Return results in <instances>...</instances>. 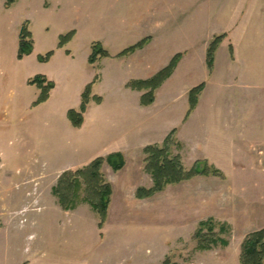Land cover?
I'll list each match as a JSON object with an SVG mask.
<instances>
[{"label":"rangeland","instance_id":"374dc122","mask_svg":"<svg viewBox=\"0 0 264 264\" xmlns=\"http://www.w3.org/2000/svg\"><path fill=\"white\" fill-rule=\"evenodd\" d=\"M162 1H166L165 7L161 4L156 7L145 5ZM172 1H176L177 6H171ZM4 2L0 0V83L8 87L14 85L15 93H23V70L18 63L15 46L25 21L28 22L33 48L37 53L36 64H30L29 68L37 75L58 78V69H62L63 64L68 69L67 61L64 63L55 58L50 62H40L38 57L49 51L56 53L60 35L71 30L75 31V35L69 43L72 54L69 78L65 84L57 86L53 100L45 106L32 104L28 109L0 111V261L9 258L15 264L24 261L30 264H64V258L68 257L72 259L69 264H72L86 257L87 264H240L244 238L264 228L262 53L256 54V59L251 60L257 63L259 70L256 86L240 85V78L235 81L233 76L235 70L226 79L224 93L231 94L237 87L248 95L245 109L249 115L248 129L251 130L237 144L236 159L240 165L233 166L231 172H227V183L226 179L222 181L223 177L197 175L190 180L169 184L148 198L138 199L135 192L139 187L149 188L146 185L150 183L152 186L150 175L144 172L140 176L131 167L118 174L104 163L101 173L111 185L112 194L101 230L98 229L99 214L88 202L79 203L74 210L64 211L52 193V187L57 184L62 173L84 168L96 158H92L87 151L90 144H96V135L99 138L102 136L96 131L99 120L94 110L90 111L87 118L83 117L82 125L86 119L83 128L82 125L73 127L67 117L68 110L78 109L80 105L82 77L91 73L86 53L88 50L91 53L92 44L101 43L110 55L106 58H121L115 55L142 39H151V36H127L124 33L136 34L140 29L144 31V25L152 24L148 19H152L153 13L158 11L162 12L161 20L167 27L176 20L180 21L178 17L182 15L184 30L192 32L189 39L192 36L191 40L197 48L185 45L173 54L148 53L120 66V77L127 78L129 83L143 80L145 74L154 72L153 68H143L145 59L151 65L163 66L148 77L151 79L166 68L175 55L181 54L176 67L165 80L172 77L165 85L166 91L159 88L165 81L154 90L157 106L153 109L155 115L152 117L160 122L165 115L172 113L171 105L180 106L183 102L181 98L186 94L184 90L191 85L195 87L204 83L205 88L208 82L207 93H222V90H218L220 83H216L215 79L210 82L208 78L214 69L215 53L226 37L228 43L225 53L219 51L217 54V75L221 76L228 56L238 64L240 54L238 47L237 50L234 48L237 36L232 40L233 36L229 38L227 32H220L208 37L213 30H217L219 20L223 17L221 12L226 11V0H70L61 12L54 11L48 0H17L7 10ZM134 2L141 5L134 7ZM251 2L247 0L245 8L259 9L257 21L260 38L264 39V0L256 1L255 6ZM233 4L231 9H237L236 4ZM127 6L131 12H126ZM117 10L122 13L117 14ZM240 18L239 11L238 14L237 11L231 14L233 26H240ZM128 24L132 26L127 29L129 32L124 31V26ZM237 34L238 30L235 32ZM220 35L224 37L214 52L213 64L209 69L207 49L213 38ZM166 36L164 39L170 44L164 50H172L173 47L176 50V38L181 40L179 35L171 32ZM182 38L185 41V35ZM191 58L194 60L190 65L184 62L175 72L180 61ZM103 68V78L113 72L112 67L105 65ZM170 93L182 95L169 102L166 94ZM3 96L11 99L7 87ZM105 96L107 107L117 106L119 112L130 111L137 115V106L132 97L124 98L122 94L117 99L108 98L107 93ZM255 96L258 98L255 99ZM187 111V108L183 110L182 121L189 116H186ZM173 114L178 117V113ZM104 122L112 125L110 129L114 130L119 129L120 123L128 122V118L116 114L113 119H104ZM99 141L106 143L105 140ZM109 142L112 141L109 139ZM180 149L173 148L172 155L178 154L183 166L191 168L198 160L192 161L190 153L182 159ZM81 183L80 196L98 202L97 195H92L84 177H81ZM208 218L229 226V234L219 233V237L228 240L227 246L217 244L210 250L196 249L194 233L199 222ZM215 231H218V225ZM102 238L107 240L101 241Z\"/></svg>","mask_w":264,"mask_h":264},{"label":"crops","instance_id":"0c3cea01","mask_svg":"<svg viewBox=\"0 0 264 264\" xmlns=\"http://www.w3.org/2000/svg\"><path fill=\"white\" fill-rule=\"evenodd\" d=\"M256 1L258 0H252L251 5L255 6ZM48 2L53 7L54 11L61 12L63 9L62 7L67 5L70 0H48ZM138 3L139 2H134L133 6L137 7L138 5H141ZM160 4L162 5V7H165L166 1H162L160 3L158 2V4L155 5L154 3H149L145 5H148L149 7H156V5ZM232 4V0H226V11L221 12V14H223V17L221 18V20H219L220 23L217 26V30H213L214 32L212 31L208 37H212L214 34L220 32H227L229 34H227L229 38L233 36L232 40H234V37L237 36V45H234V48L235 50H237L238 47V53L240 54L238 64L236 60H231L227 55L228 60L224 64V68L221 71V76L219 77L217 75V54L219 53V51L225 53L226 45L228 43L226 37L220 43L215 53L214 69L208 78L210 82H213L212 80L215 79L217 81L216 83H220L218 90H222V93H207L206 90L209 88V83L207 82L204 90L198 97V103L196 107L183 121V110L186 108L188 109L189 107L188 91L191 87H193V85L187 87L184 90L186 94L181 98L183 102L180 104V106L178 107L177 105H171L172 113L170 112L169 116L165 115L160 122H157L155 120L156 117H152L153 115H155L154 108L157 106L156 96L152 104L148 106L142 105L141 97L147 90H137L128 87L127 84L130 80H128L127 78L124 79L119 75V71L121 70L120 66L122 67L123 65L127 64V62H129L130 60L133 61L137 56H146V54L148 53L160 52H171V54H173L175 52L180 51V47H183L185 45L186 47H191L194 49L197 48L191 40L192 36L189 39V35L192 34V32H190V30L188 29L184 30L182 15H179L178 17L181 18L180 21L176 20L175 22H173V25L171 24L170 27H167V24H165L161 20L162 12L158 11L153 13V18L148 19L150 20V22H152V24L144 25V31L140 29L138 31H141V33H139L138 31L135 32L136 34L124 33V35L127 36H151L150 41L142 49L137 50L134 53L121 58H101L94 64L90 65L91 73L89 75L87 73L82 77L80 87L84 90L87 84L93 82L91 87L92 95L99 96L101 98V102L96 103L94 100H91L83 117L86 116L87 118L90 111L94 110L95 117L99 120L96 131H98L99 135H102L100 138L96 135V144L93 146L92 144L89 145L87 153H89L92 158L106 157L107 155L116 152L121 153L124 157L125 164L124 168L118 170L116 173L121 174L125 171V169L131 167L134 173H140V176H142V174L144 175L145 172V155L143 153V149L148 145L162 144L166 136L173 129H175L174 136L181 145L179 153L182 159H184V157L190 153L193 159L192 161L207 160L209 164L213 165L222 172V181L226 179V183L228 182L227 172H231L230 169H232L233 166L237 167L238 165H240V163H237L236 159L237 144H239L243 139H245L246 134L248 133V131L251 132V130L248 129L249 115L245 109V104L248 99V95L246 94L245 90L242 92L241 89L237 87L234 88V92L231 94L224 93V91H226V79L228 78V76H230V73L235 70L236 74L233 76H235V81L240 78V85L256 86V77L258 75L257 72H259V70L256 66L257 63L255 64L251 62V60L256 59L255 55L258 53L264 54V39L260 38L259 26L257 21L259 9H256L254 7H249L248 9L245 8L247 0H234V4H236L237 6V9L235 10L231 9ZM170 5L177 6V2L172 1ZM179 5L181 6V3H179ZM236 11L237 14L239 11V15L241 17L240 19H242L239 27H237V25L233 26L234 23H232V19H230L231 14H235ZM126 12H131V9L129 8ZM116 13L118 14L122 12L117 10ZM224 14H226V16ZM147 23L149 24V22ZM131 27V24H128V26L125 25L124 31H127L128 28L131 29ZM237 30L238 34L235 35V32H237ZM171 32H175L176 35H179L181 40L179 41L176 38V50H174L175 47H173L172 50L169 49L168 51H165L164 49L168 47V44H170V42L166 41V39L164 38L167 37V33ZM183 35H185V41H183ZM18 42L19 39L17 38L15 51H18ZM69 43L62 48H57L58 51H56V53H54L48 61L50 62L55 58L62 60L64 63L65 61H67L68 69H65V64H63L64 67H62V69H58V78H54L51 75H45V78L48 81L54 83V87L50 90L48 99L40 104L42 106L48 105L51 100H53L57 86L65 84V82L69 78L67 76L69 75V63L70 58L72 57L71 50L69 48ZM34 52L35 51L33 48V51L29 55L24 56L21 60H18V63L22 65L23 70V76L21 81L23 93H15L16 89L14 85L8 87L6 86L7 84L4 85L0 83V111H16L28 109L32 107V104L38 98L40 94L39 88L36 85L28 84L29 79L37 75L35 71L29 68L30 64H36L35 60L37 57V53ZM90 54L91 53L88 50V52L86 53L87 60ZM251 56H253L254 58H252ZM168 60L169 58H167V61ZM193 60L194 58H191L187 61H180L177 68L175 69V72L178 67L184 62H187V64L190 65ZM167 61L164 62V65L167 64ZM143 62H145V64H143V68L154 69V72H148L147 74H145V79L143 80H146V78L148 79L150 75H153L155 71H158L160 68L163 67L155 66L154 64L151 65V62L149 60L146 61V59ZM105 65L106 67H112L113 72H110L108 75H106V78H103V67ZM236 69H238V71ZM171 78L165 81L159 87L160 89L163 88L164 92L166 91L165 85L171 80ZM6 87L11 95L10 100L4 98L3 96ZM105 93L108 94V98L117 99L119 98L118 95L122 94L124 98L132 97L137 106V115H135V112L134 114L130 113V111L119 112L116 108L117 106H112L111 108L107 107V98L105 96ZM179 95H182V93ZM179 95L175 93L166 94V96L169 98V102L176 99ZM257 98L258 97L255 96V99ZM259 98L261 99V96ZM249 99H251V97H249ZM178 108L179 110L177 111ZM173 112L178 113V117H174ZM116 114L124 115V117L128 118V122H123L122 124L120 123L119 129L112 130L110 129L112 125L106 124L104 122V119H113ZM85 122L81 126V128H83ZM109 139L112 142H109ZM99 140H105L106 143L100 142ZM0 164H2L1 161ZM209 178L218 180L220 177ZM150 184H147L146 186L150 187ZM226 223L229 222L226 221ZM106 240V238L101 239V241L104 242ZM67 258L68 257L64 258V264L71 263L70 261L72 259ZM0 264L15 263L13 259L8 258L6 260H1ZM21 264H30V262L24 261L21 262ZM72 264H87L86 257H83L82 260L78 259V261H74Z\"/></svg>","mask_w":264,"mask_h":264},{"label":"trees","instance_id":"16d2710c","mask_svg":"<svg viewBox=\"0 0 264 264\" xmlns=\"http://www.w3.org/2000/svg\"><path fill=\"white\" fill-rule=\"evenodd\" d=\"M16 0H5L4 8L9 9ZM75 35V31L71 30L63 35H60L57 42V48L64 47L69 43ZM224 35L216 36L210 42L207 49V65L211 69L213 64V57L216 48L221 42ZM19 42L17 59L21 60L24 56L29 55L33 51V40L31 32L28 28V22H24L19 32ZM149 38L142 39L141 41L128 46L120 51L115 57H124L134 53L136 50L142 49ZM53 55V51L47 52L44 56H39L40 62L48 61ZM108 51L102 46L101 43L95 42L91 46V54L88 57V63L94 64L101 58L109 57ZM181 54L175 55L170 61L169 65L159 71L154 77L146 80L131 81L128 86L142 90H148L141 97L142 105H149L154 102V90L165 81L174 68L176 67ZM29 85H36L40 94L33 105H38L45 102L49 97L50 90L54 87V83L48 81L45 76L36 75L29 79ZM93 82L87 84L81 94V102L78 109H70L67 112V117L73 127H80L83 123V115L87 110L88 104L91 100L96 103L101 102L99 96L91 95V87ZM204 88V83L193 87L188 92L189 108L187 111L188 116L196 107L198 96ZM175 129H173L164 139L162 144L148 145L143 149L144 170L150 175L152 186L149 188L139 187L135 192V197L138 199L148 198L158 192H161L167 185L176 184L182 181L190 180L194 176H218L223 177L222 172L209 164L206 160H198L189 169H186L178 154L172 155V149L181 148L180 143L176 140ZM104 163L111 166L113 171L121 170L124 167L125 161L121 153H111L106 157H97L92 160L86 167L77 169L76 171H65L59 177L58 182L52 187V193L58 198V203L64 211L74 210L79 203L88 202L92 209L99 214L98 229L103 228L106 220L108 204L112 194V188L107 183L101 173V168ZM81 177H84L88 183L92 195L98 197V202H93L88 197H81L80 191L82 190ZM218 225V231L215 227ZM230 228L225 223H219L208 218L200 221L198 228L194 233L197 241L196 249L205 251L210 250L217 244L222 246L228 245V240L219 237V233H228ZM240 264H264V228L255 230L249 233L242 243V249L239 257Z\"/></svg>","mask_w":264,"mask_h":264}]
</instances>
